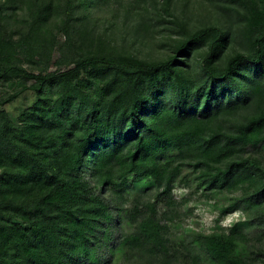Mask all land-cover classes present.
Masks as SVG:
<instances>
[{
	"label": "trees",
	"instance_id": "obj_1",
	"mask_svg": "<svg viewBox=\"0 0 264 264\" xmlns=\"http://www.w3.org/2000/svg\"><path fill=\"white\" fill-rule=\"evenodd\" d=\"M174 1L150 0L154 13L148 19L140 16L137 25L147 30ZM230 1L237 3L232 8L237 13L246 6L254 14L241 29L248 51L225 59L221 51L229 31L224 27L186 32L170 54L147 59L113 47L106 37L78 24L66 33L79 55L66 71L35 73L9 61L0 63V78L23 75L34 80L31 87L40 94L47 84L76 82L88 70L104 82L95 97L84 87L62 97L52 107L55 117L33 110L25 128L13 125L0 109V159L10 161L0 163V264H116L117 253L139 249L168 260L183 255L187 264H198L204 256L222 264H254L246 254L248 235L237 230L247 224L241 219L226 232L196 233L190 241H178L165 235L155 217L159 204L176 205L175 184L191 187L189 176H195L198 186L211 190L254 187L258 200L253 213L264 224V0ZM53 12L50 2L32 32L46 30ZM48 36L44 32L42 37ZM22 40L30 48L31 42ZM194 46L205 47L196 59L190 55ZM20 92L1 99L0 106ZM24 159L26 164H14ZM185 165L193 171L183 176ZM143 179L156 183L155 201L142 204L138 199L133 231L123 234L115 248L102 247L96 239L107 236L109 227L101 224L111 221L109 203L122 197L132 181ZM31 193V205L27 200L13 203ZM7 200L11 205L3 202ZM236 203L223 207L222 214L236 212ZM6 207L25 210L23 223L5 215Z\"/></svg>",
	"mask_w": 264,
	"mask_h": 264
},
{
	"label": "rangeland",
	"instance_id": "obj_2",
	"mask_svg": "<svg viewBox=\"0 0 264 264\" xmlns=\"http://www.w3.org/2000/svg\"><path fill=\"white\" fill-rule=\"evenodd\" d=\"M50 2L54 5V12L53 17L47 23L46 30L42 27V30L38 29L32 32L31 29L38 26L36 20L40 17L41 11L47 13ZM84 2V0H0V3H4L1 5L4 10L0 16V44L2 45V47L0 46V63L9 61L35 73L57 74L64 72L73 67L69 61L79 57L77 49L69 44L66 35V33L72 32L73 26L78 24H83L86 29L94 30L95 33L106 37L113 47L147 59L164 58L172 52L171 48L177 42L176 40L184 37L186 32L209 25L224 27L229 31L228 40L221 51L223 59L236 51H248L246 35L241 32V29L247 23V16L254 13L247 11L246 6H243L237 13L233 10L238 8L235 1L175 0L170 4L169 11L163 15L164 18H158L157 22L151 21L150 23L153 24L147 30L139 27L137 22L140 16L148 19L150 14L154 13L150 0H86V4ZM44 32L49 34L48 38L42 37ZM23 37L31 42L29 43L30 48L22 40ZM204 50L205 47L194 46L190 55L196 59ZM8 76L0 78V100L19 90L21 92L13 101L3 107L0 106V109H5L11 123L19 128L22 126L25 128L26 118L31 115L33 110L34 112L39 111L41 117L44 115L53 117L54 109L52 107H56L58 100L72 93L78 87H84L83 90L89 96L95 97L100 88L104 86L100 77L93 76L88 70L84 71L76 82L61 79L54 84H47L43 94H40L31 87L34 83L33 79H26L20 74L10 73ZM25 86L27 88L22 90ZM45 99L50 100V105L45 106ZM42 107H45L46 110H43ZM3 124L4 119H2L0 111V125ZM55 125L58 128L62 127L59 122H55ZM260 156L264 162V148ZM17 162L19 163L14 164L22 166L26 164V159ZM0 163L5 165L10 161L1 158ZM14 166L12 165L9 171ZM185 167L183 176L193 171V166L185 165ZM3 170L4 168L0 167V189H2L1 179L4 178ZM189 178H191V187L184 186L180 181L175 184L173 191L175 206H166L165 208L159 204L156 207L157 215L155 217L164 226L165 235L178 241L181 239L190 241L196 233L206 235L216 230L226 232L241 219L240 221H245L247 224H241L237 230L248 235L246 253L248 259L254 264H264L262 262L264 258V224L262 225L259 221L261 218L253 213L256 208L253 202L258 200L253 196L255 188L228 190L217 187L215 190H211L204 185L198 186L195 176H189ZM157 191L156 183H150L147 179L132 181L128 189L121 194L122 197H117L109 203L111 221L101 224L102 227H109L106 232L107 236L104 233L99 234L96 241L100 242L102 247L108 245L115 248L116 242L121 239V236L133 231L136 226V215L132 214L134 203L138 199L142 204H146L148 201L154 202ZM105 196L108 197L107 192H105ZM18 198L17 202H13L16 205L23 200H27L30 205L34 202L32 193L24 197L18 196ZM244 198H248V200H244ZM3 202H8L6 204L8 206L11 205L8 200ZM234 202H237L239 209L233 213L222 214L223 207ZM23 211L6 207L3 213L11 214L13 222L23 223L25 210ZM164 211L169 214L164 216ZM260 211L264 214V206ZM2 223L10 225V222L2 221ZM163 257V255H150L140 249L128 250L125 253L114 255V262L116 264H187L184 262L183 255H178L172 260ZM207 258L204 256L198 264H222Z\"/></svg>",
	"mask_w": 264,
	"mask_h": 264
}]
</instances>
